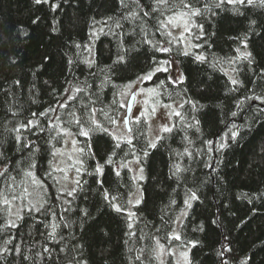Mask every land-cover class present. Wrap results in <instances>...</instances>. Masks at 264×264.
I'll return each instance as SVG.
<instances>
[{
    "label": "trees",
    "instance_id": "trees-1",
    "mask_svg": "<svg viewBox=\"0 0 264 264\" xmlns=\"http://www.w3.org/2000/svg\"><path fill=\"white\" fill-rule=\"evenodd\" d=\"M174 3L175 8L171 4L167 8H162L165 17L171 15L172 11L181 10L179 0H174ZM231 7L227 6L228 11H220L216 18L218 22H214L210 28L207 27V21H196V23H204L207 28L208 35L201 39L196 38L199 29L192 26L191 52L207 57L204 62H199L195 61L194 56L177 57V50L183 47L173 42L170 37H165L163 33H156L151 25H141L140 21L120 20L122 29H116L111 23L105 26L104 21L108 17L115 20L125 14V9L120 7L119 0H67L56 13L50 11L48 4L37 5L34 0H0V117L4 116L6 108L15 104L19 108L12 110L23 113L16 119L30 118L28 109L31 112L42 111L40 105L44 108L48 106L52 90H61V86L67 87L65 83L67 80L73 87L92 85L87 87L83 94L72 93L73 96L78 95V99L75 102H68L69 110L78 112L81 106L89 104L95 108L96 118L108 126L107 119L111 117L117 120L122 112L121 92L124 86L129 83V79L134 80L141 68L149 63L155 64L156 60L162 62L164 59L175 58L187 77L183 84H171L166 79L169 73H158L159 80L146 82L147 85L159 86L162 101H182L183 106L179 111L182 112L184 119L175 117L173 132L164 133L162 136L164 140L158 144L157 149L151 151L145 165L146 179L141 183L143 188L141 198L145 203L139 206L137 217L127 221V212L120 214L112 208L105 207L101 196L97 193L100 185L94 182L92 175L88 174L92 172L94 164L91 160H85L79 172L77 181H80V186L68 212H65L68 205L58 199L61 196V192L58 191L59 185L54 184L44 171H38L35 174L36 179L43 181L44 199H47L55 215L49 214L45 219L44 216L33 213L27 224L20 228L19 233L16 229H8L15 238L14 243L23 248L25 255L35 256L45 247H55L57 242L51 240L48 235L51 232L50 225H60L57 234L58 237L63 235L66 238L65 243L71 244L70 233L77 237L83 236V240L78 242L84 245V254L89 258V264H137L135 257L141 256L142 249L155 248V240L152 237H159L166 246H182V241L167 238L172 235L174 229L165 227L164 222L169 221V217L176 219L184 208L186 188H192L198 194L202 191L204 196H201L202 203L194 202V211H190L189 216L185 217L180 233L184 239L200 241L199 248L202 251L194 249L190 253L193 256V264H219L216 251L219 248L217 241L222 239L221 233L227 235L232 242L233 258L230 264H243L245 258L247 264H264V199L260 198L264 193V117L256 123H251L256 105L260 102L256 101L252 109L248 110L246 106L252 102L244 100L245 96L252 94L253 89L257 94L261 92V88L257 87L258 77L253 73V67L256 69L264 67V28L258 27L255 33L248 34L247 50L252 51L257 62L254 66H248L247 61L244 60L227 63L228 59L238 55L237 47L244 51L237 38H242L249 27L248 19L258 22L264 20V8L242 6L241 11L248 9V19H246L233 13ZM93 21L100 23L94 28ZM140 26L145 28L149 33L148 39L153 40L154 43L160 41L162 46H167L166 39L171 40L173 52L171 54L154 52L151 46L140 43L143 39ZM53 27L57 30L53 31ZM101 27L104 28L103 32L99 31ZM109 28L112 31H109ZM133 29L140 34L133 33ZM93 30L96 31V36L92 35ZM113 33H119V36ZM122 43L129 48L135 46V50L142 55L134 66H127L126 71L108 73L112 77V82L101 88V81L105 79L108 67L113 65ZM195 44H201L203 47L196 48ZM86 60H94L91 68L85 63ZM34 73L41 74L37 77L33 75ZM120 76L125 78L118 79L117 77ZM246 77H251L253 80L247 89L240 92L228 91L229 87H232L230 78L245 80ZM21 79L28 82L27 86L23 90L19 86L14 88V82ZM37 79V89L32 90V81ZM45 81L48 85L46 94L39 89V85ZM159 81H165V84L161 86ZM6 91L9 93L7 98L3 95ZM185 100H192L203 107L191 112L190 105L184 103ZM241 100L245 104L244 112H241L240 107L237 106ZM58 111L60 115L64 114L63 109ZM232 111L237 112L236 118L231 117ZM190 112L200 120V132L194 129L185 131V125L191 122ZM11 119L12 117H9V120ZM233 119L238 125L250 123L251 130L245 129L239 143H233L230 148L223 150V153H218L216 151L219 147L218 143L208 145L206 142L218 141L219 136L213 134L221 130L227 131L225 124L227 123L230 128ZM5 124L7 127H12L11 123L0 119V135L7 137ZM135 128H139L147 137L145 120ZM186 136L192 140L191 145L185 139ZM75 137L82 147L87 138ZM145 142L141 139L136 144L137 153ZM59 146L56 145V148ZM93 147L95 148V145ZM130 148L131 146H125L124 151L128 152ZM185 148L193 153L194 159L178 155L183 153ZM131 158L132 155L127 157V159ZM96 159L99 160V155ZM48 160H52L51 155ZM115 161L114 165L105 167L103 176L96 179H103L105 181L103 187L113 195L120 196L123 202L124 199H130L134 180L129 169L118 170L117 165L124 162L123 153L115 157ZM174 163H179L181 167H191L192 172L187 174L188 182L178 185L174 179H169L170 169ZM204 163L214 164L220 169L219 174L224 177L221 184L214 181L211 185L200 182L205 180L209 173L213 177L216 175L211 169L205 168ZM40 164L43 170L49 169L48 161H41ZM109 167L113 171H108ZM116 170L121 173L119 177L115 175ZM11 175L16 176V187H24L28 182L22 174L17 176L15 171H12ZM196 177H199V180ZM76 187L77 185L74 188ZM209 187L212 191H209ZM0 188L7 189L2 180H0ZM117 188L119 192L116 191ZM125 193L129 195L125 197ZM242 193H247L248 196L243 197ZM64 199L72 198L64 197ZM221 203L227 207L222 209L219 226L212 225L210 223V218H213L212 213L216 212V206ZM3 208L4 205L0 203V211ZM80 209L90 211L107 235L95 228L89 229L86 234L81 232ZM101 209L103 215H99ZM136 211L134 208V212ZM0 222H3L2 217ZM17 223L21 222L17 221ZM128 223H132L131 229L127 227ZM65 224L70 227H65ZM201 227L203 231L198 230ZM129 233L135 235L130 236ZM2 246L3 240L0 239V247ZM11 257L10 253L9 260ZM12 264H20L19 259L12 261ZM37 264H50V261L47 259L41 261L38 258ZM57 264L62 262L57 261ZM140 264H157V259L148 251L141 257ZM167 264L175 263L169 259Z\"/></svg>",
    "mask_w": 264,
    "mask_h": 264
},
{
    "label": "snow or ice",
    "instance_id": "snow-or-ice-1",
    "mask_svg": "<svg viewBox=\"0 0 264 264\" xmlns=\"http://www.w3.org/2000/svg\"><path fill=\"white\" fill-rule=\"evenodd\" d=\"M35 4L43 5L48 4L51 12L56 13L61 10L64 3L67 0H34ZM175 8L174 0H119V5L125 9V14H122L119 19L113 20L112 17H108L104 21L105 26H108L109 23L114 24L116 29H122L123 25L120 23V20H129V21H140L141 25H151L155 28L156 33H163L165 37H171L172 31L170 29H177L183 26V32L192 33V25L199 29V35L197 39H201L208 35L207 28L204 23H196L197 20L207 21V27L210 28L214 22L217 21L220 11H228L227 6H232L231 11L238 15L244 16L246 19L248 9L245 8L244 11H241L242 6H252L253 8L259 7L264 8V0H179L180 11H172L171 15L165 17L162 12V8H167L169 5ZM135 8L136 10H133ZM159 16V18H157ZM99 21H93V25H98ZM249 27L244 32L243 37H238L239 43L243 46L244 51H241L240 47H237L236 52L238 55L232 59H228L227 63L232 64L238 60L247 61L248 66H254L257 62L253 56L252 51H248V34L249 32L255 33L256 28H264V20L258 22L257 20L248 19ZM57 29L53 27V31ZM100 32L104 31V28L99 29ZM109 31H112L109 28ZM133 33L140 34L143 33V39L140 43L147 44L151 46L154 52L159 51L163 53L171 54L173 48L171 47L172 41L167 40L165 43L168 46H162L160 41L148 39L149 33L145 30L143 26H140V33L136 32V29H133ZM118 35L119 33H113ZM93 36H96L97 33L95 30L92 32ZM131 39V37H129ZM180 43V41H176ZM80 47V45H76ZM194 47L202 48L201 44H195ZM91 52V49H89ZM142 55L141 52L135 50V46L129 48L125 47L124 43L120 45V51L116 53V58L113 61V65L109 66L105 79L101 81L100 87L103 88L105 84H110L112 82V77L108 73H114L118 71H126L127 66H134L135 62ZM185 56L193 57L195 61L204 62L207 57L203 54H193L190 49H178L176 56ZM155 59V57H153ZM72 63V61H69ZM85 63L88 64L89 68L92 67L94 60H86ZM176 59H164L162 62L156 60L155 64L149 63L146 67L141 68L140 73L135 75V79H129V83L124 86L125 89H128L132 96L143 95L148 93L152 96L159 97L160 92L157 88H140L139 85L144 84L146 81L159 80L158 73H170L166 77L171 84H183L187 78L182 71H177L175 68ZM235 71V69H233ZM175 73V75H171ZM253 73L258 77L257 87L261 88L259 94L253 89L252 94L245 96L244 100H250L252 103L248 104L246 107L248 110H251L253 104L256 101H259V105H256L255 113L252 117L251 123H256L260 120L261 117H264V67L256 69L253 67ZM41 73H34L33 75L39 76ZM94 75V74H93ZM118 79H124L125 77L120 76ZM27 81L25 79L16 80L14 82L15 86H19L23 90L27 86ZM68 85L67 87L61 86V90L53 89L51 92V99L46 108L43 105H40L43 108L42 111L31 112L30 109V118L25 117L23 120L16 119L19 115L23 113L19 110L13 111V108H19L18 105H11L5 109V114L3 117H0L3 121L9 122L12 124V127H7L5 124V131L8 133L7 137L0 135V180L4 181L6 188L11 191H5L4 188H0V203L4 205L2 211H0V217L2 221L0 222V239L3 240V246L0 247V264H12V261L19 259L20 264H37V259L43 261L45 259L50 261V264H57V261H61L62 264H89V258L84 254V245L80 244L78 241L83 240V236H75L70 233L71 244L65 243L66 238L63 235L57 234V228L60 225H50L51 232L48 234L51 240L56 241L54 248L45 247L43 251L37 253L35 256H28L24 254L22 247L17 246L14 243V237H12L11 232L8 229H16L19 233L20 228L24 227L28 220L32 218L33 213L38 216H44L45 219L50 215H55L51 211V205L48 203L47 199H42L36 204H26L20 210V213H14L12 211L13 202L21 199V195L17 194L14 191L16 187V176H12L11 172L15 171L17 176H22L27 178L32 184H36L39 187L43 188L44 183L36 179V172L44 171V174L53 180V183L56 185L60 184V180L57 178L56 173H63L65 169L53 165V161L56 160L57 156L63 155L59 148H56V145H64L71 143L76 146L74 150V155L77 156L76 160V171L80 172L84 166L85 160H91L94 162L92 166V172L88 173L94 178V182L100 185V188L97 189L98 195L101 196L102 201L104 202L105 207L112 208L116 213L123 214L127 212L126 220L132 221L137 217V213L140 211L139 206L145 203L143 198H136L134 202L132 200L124 199L121 202V197L118 195H113L111 191L103 187L105 181L103 179H96V177L103 176L105 173L106 166H112L116 163L115 157L123 153L124 162L118 165V168L128 169L129 165L135 162L136 171L138 175L133 177L134 181H143L146 179L145 165L147 160L150 158L151 151L158 148V144L164 140V137L157 136L155 142L148 139L140 132L139 128H128V133L124 136H115L111 130L113 126L117 124V120L109 117L107 119L108 126H105L100 120L96 118V110L94 107H91L89 104H84L81 106L79 111L69 110L68 102H75L78 99L79 94L86 92L87 87H92V85H87L85 87H73L72 83L65 81ZM95 81H93V84ZM253 80L251 77H246L245 80L238 78H230L229 92H240L248 88L249 84H252ZM165 81H159V85H164ZM38 85V79L32 81V90H36ZM39 89L43 93H47L48 85L45 81L42 85H39ZM75 92L78 95L73 96L72 93ZM124 93L121 92V95ZM4 97L7 98L9 93L6 91L3 93ZM98 99V97H97ZM34 104L35 101L33 100ZM147 103V102H146ZM157 105L160 104L159 100L156 101ZM184 103L190 105L191 112H195L198 108H202L203 105H197L196 102L192 100H185ZM182 107L183 105H179ZM240 107L241 112L245 111L244 101L241 100L237 104ZM122 108L128 107L127 104H122ZM163 109H169L170 115L179 117L181 120L184 119L182 112L175 111L172 109L171 104L161 105ZM58 109H63L64 114L60 115ZM157 108L153 106L148 115L156 113ZM191 122L185 125V131L187 129H194L196 132H200L199 127L200 120L196 119L195 116L191 115ZM231 117L236 118L237 112L232 111L230 113ZM9 117H12L9 120ZM135 122L137 125L141 124L144 119V111L141 110L140 115L136 116ZM125 124H131L132 122L125 119ZM175 126L165 125L162 127V132L171 133ZM75 129V130H73ZM225 129L227 131L221 130L219 133H214L213 135H218V141L208 140L206 143L208 145H214L218 143L219 147L216 148L218 153H223V150L228 149L232 146L233 143H239V140L244 135V130H251L250 123L237 124L235 120L231 122V127H228V124H225ZM75 136H82L87 138L82 147L78 146V141L73 139ZM141 139H144L146 142L140 147L139 152H136V144L140 142ZM185 139L188 141V144L191 145L192 140L188 139L186 136ZM204 143V141H201ZM95 145V148L93 147ZM125 146H131L128 152L124 151ZM49 155H51L52 160H48ZM97 155H99V160H97ZM132 155L133 159L128 160L127 157ZM178 155H183L185 157H192L194 159L193 153L184 149V152ZM41 161H48L49 169L43 170L41 168ZM100 161H103L101 163ZM222 163V161H221ZM204 167L211 169L216 175L213 177L211 173L207 174L205 180H201V183H206L211 185L213 181L217 184H221L224 181L223 175L219 174L220 169L211 163H204ZM85 171H87L85 169ZM108 171H113L111 167L108 168ZM191 167H181L179 163H174L170 169L169 179H174L178 185L188 182L189 176L188 173H191ZM115 175L119 177L121 175L120 171L116 170ZM64 179H67L65 176ZM199 180V177H196ZM76 188L65 191L64 189L58 188V191L61 192V196L58 197L62 203H66L68 207L65 209V212L71 210V206L76 198L77 188L80 186V181H76ZM51 187V186H49ZM116 191H120L117 188ZM139 192L143 191V188L138 189ZM209 191H212L209 187ZM23 192L25 195L28 194V189L24 188ZM129 195L125 193L126 197ZM213 195L215 193L213 192ZM243 197H247V193L241 194ZM186 198L183 200L184 208L181 210L180 215L173 220L169 217V221H165V227H172L175 229L177 224H182L183 218L188 217L190 211H194V202L202 203L201 196H204V193L201 191L199 194L196 190L192 188H186L185 192ZM64 197H71L72 199L65 200ZM207 197H205L206 199ZM261 199H264V193L260 195ZM251 202V198H249ZM99 203V202H98ZM175 203V201H172ZM136 208V212L128 211V205ZM216 212L212 213L210 218V223L212 225L219 226L220 217L222 215V209L227 206L224 204H218ZM81 220L79 223V229L83 233H87L89 229L95 228L99 232H103L105 235L107 233L104 229L97 223L95 217L92 216L90 211L87 209H80ZM205 211H207L205 209ZM103 209L100 210L99 215H103ZM14 216V219L12 218ZM20 221L21 223H17ZM89 221H91L89 223ZM65 227H70V225L65 224ZM127 227L131 229L133 227L132 223H128ZM198 230L203 231L201 227ZM129 235H135V233H129ZM222 239L217 241L219 248L216 251V255L219 258V264H230L232 248L231 240L227 235L221 233ZM168 239L173 241H182V251L181 256L183 257L184 264H193V256L190 255L192 250L202 251L199 248L200 241L197 239H184L182 234L179 232H173V234ZM155 240L156 247L150 249H142L141 256H136L135 261L137 264H140L141 257L145 256V253L150 251L153 253L156 259L161 261V259L166 249L163 244H161L159 237H152ZM64 246L61 247L60 245ZM12 254L11 260H9V254ZM169 255H175L174 252L168 250ZM243 264H247V258H245Z\"/></svg>",
    "mask_w": 264,
    "mask_h": 264
},
{
    "label": "rangeland",
    "instance_id": "rangeland-1",
    "mask_svg": "<svg viewBox=\"0 0 264 264\" xmlns=\"http://www.w3.org/2000/svg\"><path fill=\"white\" fill-rule=\"evenodd\" d=\"M193 26V25H192ZM172 31V36L170 37L173 42L176 43V41H180V45L183 47V49H192L193 47V42L191 39V34L187 32H183V26L181 23V27L177 29H170ZM168 46V45H167ZM172 59V58H171ZM175 68L177 71H181L179 64L176 61ZM170 74V73H169ZM171 75H175V73H171ZM148 82V81H146ZM144 82V84L139 85L140 88H157L159 90V86H154V85H147V83ZM123 95L121 96L122 103L123 104H128V100L130 98L131 92L128 89L123 90ZM159 100L160 104L157 105L156 101ZM147 102V103H146ZM163 104H171L172 109L175 111H179L180 106L182 104V101H172V102H164L161 100L160 96L155 97L152 96L148 93H145L143 95H136L134 97L133 101V106H132V111L130 114V120L132 123L129 124L130 127H135L137 124L135 122V117L140 115L141 110L144 111V116H145V122L147 125V138L155 142L157 136H163L164 132H162V127L165 125L168 126H173L174 123V118L175 116L170 115V110L169 109H163L161 105ZM155 106L157 108L156 113L152 115H148V113L151 111V108ZM127 108V107H126ZM126 108L122 109L121 114L119 115V118L117 119V124L112 127L113 135L115 136H124L128 133V130L126 128V125L124 123V118L126 116ZM73 139L77 140L76 137H73ZM78 141V140H77ZM78 146L79 142H78ZM74 145L71 143H67L64 145H60L59 148L61 153L63 155L57 156L56 160L53 161L54 166H58L60 168L65 169L63 173H56L57 178L60 180L59 188L64 189L65 191L71 190L72 188L75 187L76 181L78 180L79 172H77L76 169V160L77 156L74 155V150H75ZM128 159V160H132ZM119 165V164H118ZM117 165V167H118ZM120 168H118L119 170ZM131 171L132 177L138 175V171H136V165L135 162L133 161L132 164L129 165L128 168ZM67 177V179H64V177ZM141 183L142 181H134L133 185V191L130 195V199L134 202L136 198H141V192L138 191V189L141 188ZM27 188L28 189V194L25 195L23 192V189ZM19 189V191L17 190ZM5 191H11L9 189H5ZM14 191L21 195V199H18L13 202L12 206V211L14 213H20V210L23 208L24 205L26 204H36L38 206V202H40L42 199H44V194H43V189L40 188L36 184H32L30 181L27 182V184L24 185V187H15ZM128 211H133L134 212V207L130 204L128 207ZM180 215V214H179ZM178 215V216H179ZM177 216V217H178ZM14 219V216L12 217ZM185 218H183L184 221ZM183 223V222H182ZM182 224H177L175 226V229L173 232H179L181 230ZM173 234V233H172ZM161 242V241H160ZM161 244H163L161 242ZM165 246V253L162 256L163 264H167L169 259H172L175 264H184L183 257L181 256V251H182V246ZM156 247V245H155ZM171 250V252H174L175 255H169L168 250ZM157 264H161V261L157 259Z\"/></svg>",
    "mask_w": 264,
    "mask_h": 264
},
{
    "label": "water",
    "instance_id": "water-1",
    "mask_svg": "<svg viewBox=\"0 0 264 264\" xmlns=\"http://www.w3.org/2000/svg\"><path fill=\"white\" fill-rule=\"evenodd\" d=\"M133 101H134V97L132 96V94L130 95V98L128 100V107L126 108V116L124 118L127 119V120H130V114H131V111H132V106H133ZM126 125V128L128 130V128L130 127L129 124H125Z\"/></svg>",
    "mask_w": 264,
    "mask_h": 264
}]
</instances>
